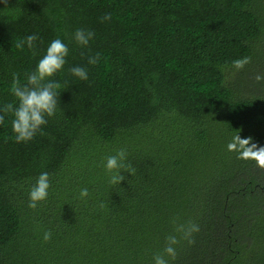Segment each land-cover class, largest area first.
I'll use <instances>...</instances> for the list:
<instances>
[{"label": "trees", "instance_id": "16d2710c", "mask_svg": "<svg viewBox=\"0 0 264 264\" xmlns=\"http://www.w3.org/2000/svg\"><path fill=\"white\" fill-rule=\"evenodd\" d=\"M261 8L260 0H0V106L14 102L13 74L24 82L52 40L69 47L51 78L62 87L44 134L17 143L11 115L0 125V264H153L174 220L199 231L194 244L181 239L169 264H264V97L226 80L232 61L253 55ZM79 28L95 33L87 48L73 39ZM33 34V48L15 47ZM73 66L88 80L71 75ZM120 150L135 171L113 184L106 160ZM44 172L48 197L29 208Z\"/></svg>", "mask_w": 264, "mask_h": 264}, {"label": "clouds", "instance_id": "9594fccd", "mask_svg": "<svg viewBox=\"0 0 264 264\" xmlns=\"http://www.w3.org/2000/svg\"><path fill=\"white\" fill-rule=\"evenodd\" d=\"M4 2L7 3V0H4ZM110 19V14H107L102 17V22ZM94 37L95 33L93 31L83 28L77 29L73 34L75 43L82 48H87ZM38 39L39 37L35 34L28 35L25 39L17 42L15 47L23 50L26 44L31 49ZM68 55V45L57 37L50 42L45 55L38 61L35 70L25 74L24 82L21 81L18 73L13 74L10 91L14 97V102L0 106V125L5 124L7 115H11V127L15 142L27 143L37 133L44 134L43 126L48 123V118L53 117L57 111V96L62 87L60 82L51 78L63 70ZM99 59L100 56L97 53L95 56H89L88 63L94 65ZM250 62V57H241L232 61V64L239 70ZM69 72L82 81L88 80V71L83 66H73L69 69ZM255 79L257 82L264 81V75L257 74ZM126 160L127 153L125 150H120L115 155L107 157L105 167L113 173L111 183L120 184L125 179L124 175L121 174L122 170L129 173L135 171L130 163H126ZM49 188L48 173H41L30 189L28 207L35 209L38 202L47 199ZM80 195L86 197L88 190L86 188L82 189ZM173 224L175 234L166 237L162 252L153 256V264H169L168 257L174 260L177 255L175 246L180 243L181 239L187 240L189 244L195 243L192 234L199 231V225L191 221L178 223L175 220ZM51 235L50 231H46L43 239L48 241L51 239Z\"/></svg>", "mask_w": 264, "mask_h": 264}, {"label": "rangeland", "instance_id": "374dc122", "mask_svg": "<svg viewBox=\"0 0 264 264\" xmlns=\"http://www.w3.org/2000/svg\"><path fill=\"white\" fill-rule=\"evenodd\" d=\"M262 12L264 15V0H260ZM262 34L254 43L251 62L243 69L228 67L226 69V80L242 95L252 98L255 96L264 97V81L257 82V74L264 75V20Z\"/></svg>", "mask_w": 264, "mask_h": 264}]
</instances>
